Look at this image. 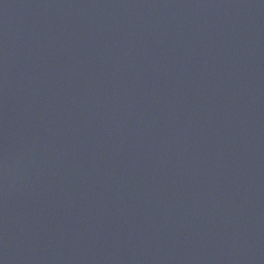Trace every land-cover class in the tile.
Here are the masks:
<instances>
[{
	"label": "water",
	"instance_id": "water-1",
	"mask_svg": "<svg viewBox=\"0 0 264 264\" xmlns=\"http://www.w3.org/2000/svg\"><path fill=\"white\" fill-rule=\"evenodd\" d=\"M0 264H264V0H0Z\"/></svg>",
	"mask_w": 264,
	"mask_h": 264
}]
</instances>
